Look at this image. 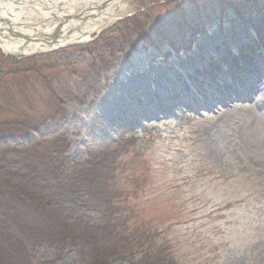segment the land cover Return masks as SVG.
Wrapping results in <instances>:
<instances>
[{
    "label": "rangeland",
    "instance_id": "374dc122",
    "mask_svg": "<svg viewBox=\"0 0 264 264\" xmlns=\"http://www.w3.org/2000/svg\"><path fill=\"white\" fill-rule=\"evenodd\" d=\"M129 4L123 16L83 43L56 47L58 50H51L54 53L42 52L41 59L71 51L69 58L42 60L37 70L15 72L0 50V122L18 120L22 114L38 118L47 113L50 99L56 98L68 103L69 112H75L72 107L80 110L78 102L84 100L80 86L88 85L90 65L101 69L100 63L112 59L72 54L112 31L120 21L142 15L145 20L140 33L149 39L138 40L136 51L125 49L117 54L115 68L101 76V93L94 103L88 99L87 106L76 111L85 128L71 137L68 158L89 160L87 112L101 124L94 143L96 152L104 143L108 148L102 150L105 154L111 143L123 139L120 131L132 125L135 130L129 131V136L142 147L149 174L140 215L159 225L175 224L167 231L179 263L264 264V127L250 114L255 113V106L250 108L245 99H236L229 107L210 108L220 96L219 86H230L231 77L256 71L264 79V47H258L264 39V0H129ZM86 5L73 3L70 9L75 15H69L67 7L49 10L55 17L65 15L61 19L67 22L82 17ZM204 8L207 17L201 19L198 14ZM207 18L209 22L198 26ZM157 28L163 34L152 36L150 29ZM236 33L240 34L238 40ZM72 35L69 32L68 36ZM60 36L58 42L65 38ZM47 42L52 40L37 43L47 47ZM215 44L218 47L214 48ZM234 46L239 48L236 54ZM250 50H260L263 58L256 64H252L255 56L246 62ZM192 63L191 75L180 83L182 71ZM200 63L206 65L205 70ZM167 78L169 88L164 91L162 81ZM137 79L144 80L157 95L133 86ZM239 92L246 95L249 91L241 86ZM260 99L264 101V94ZM232 107L241 111L230 112ZM138 170L142 172L143 165ZM132 176L123 174L121 182L131 184ZM56 255L41 251L38 258L49 264ZM55 264H80V260L77 252L68 248Z\"/></svg>",
    "mask_w": 264,
    "mask_h": 264
},
{
    "label": "trees",
    "instance_id": "16d2710c",
    "mask_svg": "<svg viewBox=\"0 0 264 264\" xmlns=\"http://www.w3.org/2000/svg\"><path fill=\"white\" fill-rule=\"evenodd\" d=\"M203 12L207 13V8L198 16L206 19ZM144 20L140 14L130 17L72 54L112 59L100 63L101 69L90 65L88 85L80 86L84 99L78 102L80 110L72 107L75 112H69L68 103L56 98L50 99L47 113L38 118L22 114L18 120L0 122V264H45L38 258L41 251L47 255L56 252L49 263L55 264L68 248L77 252L80 264H180L167 231L175 224L159 225L140 215L149 174L142 147L129 136V131L135 130L132 125L120 131L123 139L111 143L105 154L102 150L108 148L104 143L96 152V132L101 124L87 112L91 125V148L86 147L89 160L68 158L71 137L85 128L76 111L86 107L88 99L94 103L101 93V76L115 68L117 54L125 49L136 51L138 40L149 39L140 33ZM207 22L209 19L198 26ZM150 30L152 36L163 34L161 28ZM70 52L11 62L20 73L37 70L42 60L69 58ZM139 165H143L140 173ZM127 172L133 174L131 184L121 182Z\"/></svg>",
    "mask_w": 264,
    "mask_h": 264
},
{
    "label": "bare ground",
    "instance_id": "6f19581e",
    "mask_svg": "<svg viewBox=\"0 0 264 264\" xmlns=\"http://www.w3.org/2000/svg\"><path fill=\"white\" fill-rule=\"evenodd\" d=\"M17 2L15 3L12 0H0L1 23L2 21L7 22L6 20L9 17L14 18V22H19L18 25L13 23H11L10 25L9 23H6L9 28L0 23V43L3 47L6 46L8 48V35H13L21 39L19 41L16 40V44H25V41L28 43L30 53H33L35 51L41 52L53 48L52 46L45 47V45L38 44L37 42H42L44 41V39L50 38V35H52V33L55 31L53 27H56L59 23L60 34H63L65 38H63V40H61L60 43L57 44V47H60V45L64 46L74 43L77 40L78 42H83L90 35L100 31L115 19L123 16L126 12V9L130 7L129 0H32V2L31 0H17ZM84 2H87V12L84 11L82 17L77 20H73V18H70V20H67V22L60 21L61 19L52 16L53 12L49 10L50 8L61 10L63 7H67L68 9H70L73 3L80 6ZM78 11L79 9H76V13ZM100 11L104 12L101 13ZM70 14H74V11L71 9ZM258 22H260V20ZM26 28L31 29L30 33H27L24 30ZM69 32H72L73 35L68 36ZM240 32H242L243 35L246 34V31L244 29ZM237 34H240L236 33V37L238 40L239 36ZM251 44L252 42L249 43L250 46ZM13 47H15V45H13ZM216 47H218V44H215L214 48ZM232 48L234 49V54H236L239 50V48L236 49L235 46ZM12 50L16 49L13 48ZM259 51L260 50H254L253 56L249 54L251 58H249L246 62H249V60L251 59L253 60L255 56L257 57V59H254V62L252 64H256L258 60L263 58V53ZM234 57H236V55ZM199 61L200 60H198V62ZM193 65L195 64L192 63L188 67L186 66L184 68V71H182V74L184 76L180 79V83H185L186 77H189L191 75L192 68L194 67ZM200 66L202 70L206 69L205 64L202 65V63H200ZM227 70H229L228 67ZM246 72L242 73L243 75L241 74V76L239 77H231L232 82H230V86L229 84H226V86L228 87L219 86L220 88L218 92L220 96L217 97H222L220 99L216 97L215 102H212L210 108L215 107L217 109L218 107H216L215 105H224L229 107L235 103L234 101L236 99H245L250 108L252 106H255V113L250 111V114L254 115V117L259 120V123L264 127V101L260 99V97L264 94V79H261L259 73L256 71H254L253 74H249ZM167 80L168 78L166 79V81L165 79L164 81H162L163 83H165L163 88L164 91H168L167 88H169L166 84ZM133 86L145 91L151 90L152 92H154V94L157 95V91H155V89H150L151 87L142 79L135 80ZM241 86L248 89V94L243 95V92H239ZM173 87L174 86L172 85L171 88ZM190 105L192 104L190 103ZM231 109L230 112L241 111V109L235 110V107H232Z\"/></svg>",
    "mask_w": 264,
    "mask_h": 264
},
{
    "label": "water",
    "instance_id": "95a60500",
    "mask_svg": "<svg viewBox=\"0 0 264 264\" xmlns=\"http://www.w3.org/2000/svg\"><path fill=\"white\" fill-rule=\"evenodd\" d=\"M1 24H3L4 26H6L7 27V24L4 22V21H2V23ZM58 36V34L54 37V40H55V38Z\"/></svg>",
    "mask_w": 264,
    "mask_h": 264
}]
</instances>
